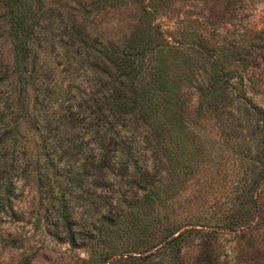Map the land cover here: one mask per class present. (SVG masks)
I'll return each instance as SVG.
<instances>
[{"label": "trees", "instance_id": "1", "mask_svg": "<svg viewBox=\"0 0 264 264\" xmlns=\"http://www.w3.org/2000/svg\"><path fill=\"white\" fill-rule=\"evenodd\" d=\"M164 1L89 0L59 23L45 0H3L0 39L10 40L11 53L0 54V173L8 193L0 194V213L12 208L14 172L28 165L43 195L35 218L58 241L84 249L87 264H186L195 236L238 230L258 215L264 170L252 177L246 218L240 208L214 222L173 210L185 157L200 152L188 143L193 121L237 119L244 141L264 143V105L250 97L246 73L232 76L239 65L222 60L207 32L176 38L156 23ZM129 7L137 26L124 40L91 36L93 13ZM256 48L253 67L263 70L264 46ZM189 87L198 92L194 115ZM29 142L37 156H23ZM247 143L238 154L264 153ZM216 262L196 264H228Z\"/></svg>", "mask_w": 264, "mask_h": 264}, {"label": "rangeland", "instance_id": "2", "mask_svg": "<svg viewBox=\"0 0 264 264\" xmlns=\"http://www.w3.org/2000/svg\"><path fill=\"white\" fill-rule=\"evenodd\" d=\"M87 2L89 0H45V8L52 6L51 12L59 23H68L71 15ZM4 14L3 0H0V34L7 28ZM156 23L176 38L196 29L207 32L210 42H215L218 50L224 52L222 60L239 65L236 73L232 71V76L246 73L250 79L247 82L250 97L264 105V69L253 67L255 57L260 53L254 56L251 52L254 46L256 50L264 46V0H165ZM136 26L135 7L106 8L93 13L88 29L98 42L118 43ZM10 53V40L0 39V54L9 56ZM48 53L54 57L55 47H50ZM236 60L239 63H235ZM186 93L190 113L194 115L198 92L189 87ZM242 128L237 119L193 121L188 143L200 152L196 158L192 153L185 157L186 174L182 173V183L178 185L182 191L173 202V210L180 218L224 221L239 208L242 216L246 214L244 218L249 215L247 198L252 191V177L264 170V153L257 151L250 156L246 152L242 156L238 154L241 150L238 145L248 142V146L263 150L264 143L258 139L251 141L249 137L244 141L247 133ZM27 150L23 156L28 157L31 152L37 156L33 142H29ZM27 169L28 165H22V169L14 172L20 181L10 193L12 208L8 214L0 213V264H87L88 254L84 249H75L58 241L38 223L35 218L39 210L37 203L43 195L32 185ZM5 176L0 173L3 199L8 197ZM256 193L259 195L258 215L238 230L219 229L216 233L195 236L185 251L186 264L217 260H227L228 264H264V185Z\"/></svg>", "mask_w": 264, "mask_h": 264}]
</instances>
